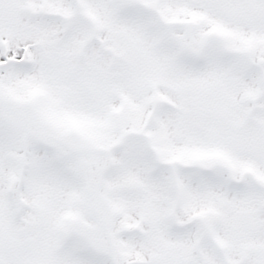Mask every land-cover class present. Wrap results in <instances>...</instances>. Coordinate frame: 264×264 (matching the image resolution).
Here are the masks:
<instances>
[{
  "label": "snow or ice",
  "instance_id": "6c2138e0",
  "mask_svg": "<svg viewBox=\"0 0 264 264\" xmlns=\"http://www.w3.org/2000/svg\"><path fill=\"white\" fill-rule=\"evenodd\" d=\"M0 264H264V0H0Z\"/></svg>",
  "mask_w": 264,
  "mask_h": 264
}]
</instances>
